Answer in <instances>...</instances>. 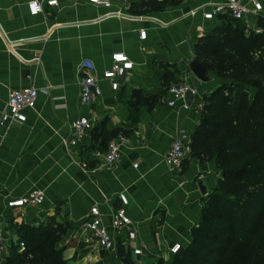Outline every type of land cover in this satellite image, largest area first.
I'll list each match as a JSON object with an SVG mask.
<instances>
[{
    "label": "crops",
    "instance_id": "obj_1",
    "mask_svg": "<svg viewBox=\"0 0 264 264\" xmlns=\"http://www.w3.org/2000/svg\"><path fill=\"white\" fill-rule=\"evenodd\" d=\"M30 1H42L43 12L30 15ZM46 1L0 0V112L6 109L11 92L39 91L26 122L0 130L2 223L17 234L36 216L55 212L56 224L67 228L65 260L124 264L121 258L128 252L122 247L117 255L97 250L83 229L94 205L109 227L111 214L119 207L117 195L124 193L143 250L138 257L128 253L129 260L132 264L167 262L173 258L169 249L174 244L186 247L191 242L218 174L214 161L201 163L192 154L179 173L164 162L169 145L181 131L191 140L203 108L197 100L190 111L182 110L181 102L174 108L167 106L166 68L178 81L194 60L193 41L219 25L205 23L201 15L190 17L189 12L223 0H185L162 10L155 3L163 0H110L109 8L88 0H58V7L47 6ZM254 25L250 19L249 28L245 27L258 32ZM140 31H146L145 40L140 39ZM115 53L126 54L133 70L117 91L101 82L100 99L93 106H81V61L91 60L101 78ZM208 83L196 81L203 98L211 93ZM80 117H87L93 127L77 146L66 149L62 140L72 138L71 124ZM118 136L127 139L119 162L109 169L83 173L82 167L92 170L102 162L109 141ZM200 181L206 183V196L199 190ZM35 190L44 194L41 205L16 213L5 211L7 200Z\"/></svg>",
    "mask_w": 264,
    "mask_h": 264
},
{
    "label": "trees",
    "instance_id": "obj_2",
    "mask_svg": "<svg viewBox=\"0 0 264 264\" xmlns=\"http://www.w3.org/2000/svg\"><path fill=\"white\" fill-rule=\"evenodd\" d=\"M184 1L155 4L162 10ZM219 20L218 26L196 41L193 52L208 72L209 62L225 55L218 75L227 81L204 98L191 147L201 163L214 161L221 180L208 197L191 243L181 248L172 264H234L243 252V264H264V235L260 236L264 222V21L258 22L261 31L255 32L247 31L242 22ZM174 82V73L167 67L166 86ZM66 231L60 224L44 231L19 227L17 234L25 249L21 254L12 252L5 263L65 264L55 245ZM123 255L124 264H132L128 253Z\"/></svg>",
    "mask_w": 264,
    "mask_h": 264
},
{
    "label": "built area",
    "instance_id": "obj_3",
    "mask_svg": "<svg viewBox=\"0 0 264 264\" xmlns=\"http://www.w3.org/2000/svg\"><path fill=\"white\" fill-rule=\"evenodd\" d=\"M72 2L76 0H63ZM92 5L110 7V0H88ZM45 4L49 7H58V0H48ZM30 15L35 16L43 12L42 1H30L27 4ZM201 15L205 23L217 22L220 24V17H226L232 22H242L247 28L248 20L255 21L253 30L259 31L258 22L264 21L263 0H223L220 4H210L197 7L189 12L190 17ZM139 37L145 40L146 31H140ZM134 65L129 57L124 53H115L111 56V63L107 70L102 73L101 78L97 76L96 67L91 60H83L79 65V101L83 107L93 106L102 96L101 82L109 85L112 91H117L120 87V81L124 80L133 70ZM196 78L192 74L189 64L186 65L184 73L179 80L172 83L166 91V104L174 108L179 102L182 103V110L190 111L192 103L197 100V106L203 104L204 98L201 97L196 85ZM39 91L34 88H24L19 91H13L9 94L6 109L0 112V130L7 124L26 122V113L36 107ZM186 97L191 98V104H187ZM196 106V107H197ZM92 123L87 117H80L71 124L72 138L63 139L62 146L66 149L75 147L80 140L90 132ZM127 143L124 136H118L109 142L106 151L103 154L102 162L92 170L82 167L83 173L90 171L95 173L102 169H109L115 166L120 159L121 148ZM191 140L187 138L184 131H181L169 145L165 155L164 162L172 171L179 173L183 163L191 156ZM72 163L79 166L72 160ZM119 207L115 208L110 217V225L106 227L103 224L102 215L98 206L91 207L83 223V229L89 234L91 244L99 251L117 255L120 247L125 252L135 257L142 256L143 250L138 243L137 228L130 218L127 208L129 201L124 193L117 195ZM44 201L42 191H32L25 197L9 199L5 203V211L16 213L25 207H37ZM13 222V221H12ZM110 231V232H109ZM180 244H174L169 249V254L174 257L181 250ZM25 245L21 238L15 232L12 233L4 227L2 223V214L0 213V264L5 263L12 252L21 254Z\"/></svg>",
    "mask_w": 264,
    "mask_h": 264
},
{
    "label": "rangeland",
    "instance_id": "obj_4",
    "mask_svg": "<svg viewBox=\"0 0 264 264\" xmlns=\"http://www.w3.org/2000/svg\"><path fill=\"white\" fill-rule=\"evenodd\" d=\"M264 1V0H263ZM237 25L239 26H243L242 23H238ZM261 31V29H260ZM259 32V31H258ZM197 41V40H196ZM195 40L193 41L192 43V47L195 45ZM224 59L225 58V55H218L216 56L212 61H210V68L208 69L209 70V74H210V77H211V81L206 84V87H209L208 89L212 92L217 86L225 83L227 80L222 77V76H219L218 75V71L224 69V66H223V63H224ZM231 61V60H230ZM167 88V86H166ZM206 97V96H205ZM204 97V98H205ZM114 138H112L113 140ZM110 142V141H109ZM216 167V165H215ZM217 170V168H216ZM217 176L214 177L213 181H214V188L218 186V184L220 183V180H221V175H220V172L217 171ZM262 180H264V174L263 176L261 177ZM213 188V190H214ZM212 190V191H213ZM230 199H234V198H231ZM243 202V201H242ZM241 208H244L245 206H243L242 204L240 205ZM259 207V206H258ZM260 208V207H259ZM55 213V212H54ZM53 213V214H54ZM53 214H41L39 216H36L34 220L32 221H29L27 222V224H23L21 227H30V228H33L35 230H40V231H44V230H49L51 227H53L57 221L55 219V216ZM51 215V216H50ZM53 215V216H52ZM219 225V224H218ZM220 227H222L223 225H219ZM193 235V232H191V236ZM224 235V233H223ZM261 235H264V222H263V225H262V228L260 229V236ZM64 237L55 245V249L61 254V257L63 258L65 264H73V260H65V258L63 257V241H64ZM191 241H192V237H191ZM191 243V242H190ZM239 251H241L239 249ZM241 253V252H240ZM245 254L246 253H242L240 256H239V261L237 263H234V264H243V260L245 259ZM121 260L123 261V259L121 258ZM172 261L173 259H170L169 261L167 262H163V264H172ZM2 264H6V263H2Z\"/></svg>",
    "mask_w": 264,
    "mask_h": 264
},
{
    "label": "water",
    "instance_id": "obj_5",
    "mask_svg": "<svg viewBox=\"0 0 264 264\" xmlns=\"http://www.w3.org/2000/svg\"><path fill=\"white\" fill-rule=\"evenodd\" d=\"M189 68L192 74L202 83H208L211 80L209 72L205 69L203 65H201L197 60H192L189 64ZM187 104L191 103V98L186 97ZM199 190L203 196H206L208 193V189L206 183L204 181H200L198 183Z\"/></svg>",
    "mask_w": 264,
    "mask_h": 264
}]
</instances>
